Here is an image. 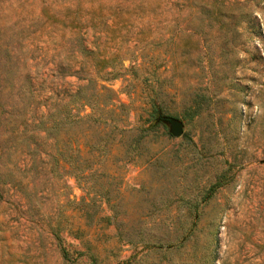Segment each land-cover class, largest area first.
<instances>
[{
    "label": "rangeland",
    "instance_id": "obj_1",
    "mask_svg": "<svg viewBox=\"0 0 264 264\" xmlns=\"http://www.w3.org/2000/svg\"><path fill=\"white\" fill-rule=\"evenodd\" d=\"M0 264H264V0H0Z\"/></svg>",
    "mask_w": 264,
    "mask_h": 264
},
{
    "label": "trees",
    "instance_id": "obj_2",
    "mask_svg": "<svg viewBox=\"0 0 264 264\" xmlns=\"http://www.w3.org/2000/svg\"><path fill=\"white\" fill-rule=\"evenodd\" d=\"M114 75V74H113ZM90 81V80H89ZM103 89V87H100L99 89ZM82 91L85 90V88H81ZM73 102L77 103V105H87L89 106L92 113L94 112V108L96 109H103V108H109V113L112 111V107L119 106L120 103H113L112 99L109 98V95H104L103 93H97V92H90V93H84L82 95H74ZM109 106V107H108ZM94 118V117H93ZM111 120L117 121L118 119L116 117H110ZM62 256L67 257L66 253L63 248L60 249Z\"/></svg>",
    "mask_w": 264,
    "mask_h": 264
},
{
    "label": "water",
    "instance_id": "obj_3",
    "mask_svg": "<svg viewBox=\"0 0 264 264\" xmlns=\"http://www.w3.org/2000/svg\"><path fill=\"white\" fill-rule=\"evenodd\" d=\"M170 132H171V134L174 135V136H177V135L180 134V128H179V126H178V124H177L175 121H173V120L170 121Z\"/></svg>",
    "mask_w": 264,
    "mask_h": 264
}]
</instances>
